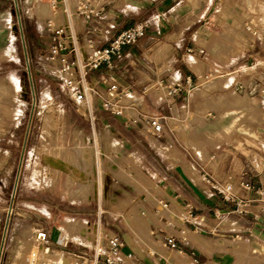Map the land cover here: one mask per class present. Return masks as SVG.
I'll return each instance as SVG.
<instances>
[{"label": "rangeland", "instance_id": "rangeland-1", "mask_svg": "<svg viewBox=\"0 0 264 264\" xmlns=\"http://www.w3.org/2000/svg\"><path fill=\"white\" fill-rule=\"evenodd\" d=\"M18 1V7L14 0L1 3L8 5L10 2L12 9H18L20 18L15 12L0 18V29L8 33V40L0 45V243L7 229L0 264H28L35 250L28 232L33 221L48 229L55 242L58 239L56 245L62 246V236L66 234L73 239L68 241L67 248L86 251L88 248L83 243L90 240L89 236L92 238L93 223L99 222L102 228L110 229L102 220L98 221L99 216L112 222L124 241L132 242L134 238L150 247L151 251H163V243L151 236L149 228L157 216L153 209L164 208L158 202V192L163 190L149 182L147 176L143 178L130 168L127 162L132 161V154H129L126 144L121 148L109 136L113 128L102 127L96 120L89 123L76 110L60 79L39 65V61H43L45 43L50 41L49 35L41 34L36 28V20L29 16L28 3L32 0ZM147 1L111 0L107 10H115L122 15L117 21L119 25L115 23L119 28L135 19L151 16L148 11L153 5ZM178 1L170 0V5H176ZM45 6L46 0H38L42 13L46 11ZM177 6L175 13L187 10L186 14L196 12L194 16L199 17L189 31L197 32L199 40L196 43L200 46L193 49L189 58L200 59L206 71L205 75L200 74V83L193 91L203 95L206 90H212L208 95L195 97L196 102H202L196 105L194 101L193 105L203 110L215 108L211 117L215 119L208 122H226L228 125L217 129L214 135L199 133L192 136L200 145L189 144L182 137L190 149L185 152L187 156L177 153L174 161H178L190 178L203 187L205 184L198 175L203 170L200 172L199 169L205 168L210 161L225 171L231 163L242 166V160L247 159L249 171L245 174L242 168L243 176L255 179L251 173L257 172L264 176V119L261 118L264 111L252 99L249 105L241 101V93L236 91L238 83L234 87L229 85L231 74L234 71L240 74V70L246 71L250 95L257 91L258 83L263 82L264 0H181ZM165 9L166 6L159 8ZM187 24L188 21L175 23V26L170 24L164 29L181 30ZM186 41L184 39V44H181L182 49L187 44L193 47L192 41L187 44ZM153 51L147 52V56L152 55L154 61H161L158 64L161 66L164 55L156 48ZM139 61L149 64L148 59L140 55ZM137 74L145 75L141 70ZM205 82L209 83L208 87ZM131 96L126 95L121 101H130ZM223 112L230 113L222 118ZM242 114L244 127H241ZM232 129L237 130L226 137ZM242 131L247 135L242 136ZM159 139L164 142L162 137ZM46 154L59 155L73 168L68 172L55 171L46 164ZM128 168L133 177L127 173ZM189 168L194 170L193 173ZM115 172L124 173L127 181L142 180L146 190H139L133 182L115 178ZM208 178L211 180L210 176ZM226 221L230 218L224 216L207 223L220 227L234 226ZM197 236L213 249L218 248L215 244L225 237L233 240L234 245L227 246L230 247L229 252L236 251L239 246L235 243L239 236L233 238L208 231ZM135 247L141 252L140 247ZM189 250H193L191 255L198 262L206 258L193 247L184 251ZM239 252L238 261L242 254ZM247 256L252 259L249 261L252 264H258L256 260L261 259L254 252L247 253Z\"/></svg>", "mask_w": 264, "mask_h": 264}, {"label": "crops", "instance_id": "crops-1", "mask_svg": "<svg viewBox=\"0 0 264 264\" xmlns=\"http://www.w3.org/2000/svg\"><path fill=\"white\" fill-rule=\"evenodd\" d=\"M4 1L0 0V18L7 15L10 16L13 12L16 13L18 18V9H12L10 2L8 5L1 4ZM158 2L160 3L158 4ZM147 3L153 5L148 11L149 15L157 12L163 15L161 21H159V30L155 27H150L147 29L146 35L141 37L136 43L125 45L123 52L127 53V57L134 64V67L127 66L129 67L127 69V67L120 66L115 70L118 83L121 86H128V95H132L131 100L122 102L124 103V112L122 114H116L107 109L100 108L96 113V123L98 125L101 123L102 127L107 125L113 128V130L109 131V136L113 137L116 135L121 138L122 145L117 140L115 142L121 148L126 144V149H129V154H132L130 155L132 161H129L130 163L127 162L131 166L130 168H134L143 178L147 176L149 182L154 183L163 190L162 192H158V195L160 196L159 198L168 201V207L162 208L161 210L153 209V212L157 216L155 217V222L149 224V228L151 227V236L163 243L162 238L165 232L175 233L180 237L178 248H181L182 252L166 246H164L163 251H151L152 249L150 247L142 245L134 238L132 242L124 241V250L133 252L135 264H163L166 261L172 264H192L193 259L196 258L191 255L194 254L193 250H189V253L184 251L191 247L206 256L205 259L200 260V262L197 260L194 264H252L249 262L252 259L247 256L249 252L257 253V256H260L261 259H257L256 262L258 264H264V213L260 216H254L251 213H237L233 203L224 200L220 194L216 192L211 193L200 184L194 182L185 172L182 165L173 159L179 152H181L182 156H187L185 152L190 148L183 139L189 144L198 145L199 142L193 139L192 136L199 133L205 136L214 135L217 129H224L228 125L226 122L224 124L222 122H208L215 119L211 118L213 116L212 111L215 108L203 110L200 106L196 107L202 101L196 102L194 98L208 95L212 91L206 90V93L203 95L196 94L193 91L194 87L200 83V74L205 75L206 68L204 70L200 59L196 57L189 58V54L185 51L186 47L189 46L187 44L189 41H192V49L194 50L200 46L199 43H196V40H199L197 32L189 31L191 26L199 20V17L194 16L195 11L194 14H186L187 10H183L178 14L175 13V7L177 8V5L181 4V0L176 5H170V0H149ZM162 6H166V9L159 10ZM107 12L113 17L112 20L114 23L119 25L117 21L122 15L115 10H107ZM165 12H168V14L166 15ZM185 17L189 18L184 20ZM135 20L124 26L130 25ZM185 21H188V24L181 28V30L169 31L164 29L167 25L171 24L175 26V23ZM124 26L118 28L115 25L112 32L115 33ZM184 39L187 40V45L182 49L181 44H184ZM6 40H8V33L0 29V45H3ZM154 48L160 50L161 55H164L161 66H158L161 61L156 62L152 55L147 56L146 54L147 52H155L153 51ZM139 55L143 57L145 55L148 58L149 64L144 65L141 63L139 61ZM261 65H264V61H262ZM140 70L145 73L143 77L137 74V71ZM234 72L231 74V79L234 82H238L236 86L241 85L243 88V93L239 95L241 101L243 103L246 102L248 105L253 101L264 111V91H259L261 83H258L257 91L250 95L248 91L249 81L245 74L246 71L240 70V74L236 71ZM188 76L190 79L187 81ZM201 79L203 82L204 77ZM261 79L264 82V75ZM174 84H178V90L173 94L168 93L167 90L169 87H173ZM204 85L208 87L209 83L205 82ZM124 97L126 96H122V98ZM194 101L196 105H193ZM143 112L156 113L161 117L164 128L159 136L147 132L144 122H140L143 121L140 118ZM228 113L230 112H223L220 117L225 118L228 116ZM134 117H139L138 121L132 122V118ZM261 118L264 119V113L261 114ZM244 120L245 117L243 116L241 127L245 126ZM231 122L233 121L231 120ZM89 123H92L91 120H89ZM235 130L237 129H232L225 136H230ZM241 134L242 136L243 134L247 135V132L242 131ZM160 137L166 143L160 140ZM247 142L249 141L247 140ZM244 143L247 144L246 142ZM194 150L196 152L197 148L195 147ZM137 163L139 166L136 165ZM112 165L115 167V164ZM247 165V159L242 160V166H236L231 163L228 169L225 170L226 173L221 170V166L218 167L214 161H210L206 164L205 168L199 169L200 172L201 170L203 171L202 173H198V175L201 181L202 177L207 175L210 176L213 182L228 179L236 181L243 176L242 168H244V173L248 174L249 168L246 167ZM130 168H128L129 171L127 170V173L130 172ZM138 168H140L141 172L143 171V174L138 171ZM189 171L193 173L194 170L189 168ZM133 176L131 175V177ZM114 177L123 179L126 182H133L130 179L127 181L125 179L127 176L124 173L115 172ZM133 184H136L137 188L141 191L146 190L145 185L140 179H136ZM247 195L250 197L255 196L253 192H249ZM186 203L192 206V214L197 217L198 225L194 223H182L179 219V212L182 211V206ZM161 215L172 220L174 223L172 225L166 224L159 218ZM224 216L230 218V221L226 222L234 226L220 227L207 223V221L211 222L212 219L218 220ZM98 221L110 226V229L116 230V226L109 220H104L98 216ZM159 228L161 230H158ZM202 231H208L212 234L231 235L233 238L239 236L235 240V243L239 244V246L236 251L229 252L230 247L227 248V246L234 245L233 240L222 237L223 239L217 241V244H215L218 248L215 247L213 249L210 244L203 242L197 236V234H202ZM188 232L191 233V236H189ZM182 237L185 239L183 240ZM56 242H58V239ZM135 246L140 247L141 252L136 250ZM237 252L242 253L240 261L237 260ZM155 253L158 255H155Z\"/></svg>", "mask_w": 264, "mask_h": 264}, {"label": "built area", "instance_id": "built-area-1", "mask_svg": "<svg viewBox=\"0 0 264 264\" xmlns=\"http://www.w3.org/2000/svg\"><path fill=\"white\" fill-rule=\"evenodd\" d=\"M110 2L111 0H46V11L43 13L39 10L38 0L28 3L29 16L36 20L37 30L41 34H48L50 39L45 43L43 61H39V65L60 79L61 86L73 100L76 110L92 123L100 108L116 114L124 112L121 98L128 95L129 89L128 86L118 83L115 70L120 66L134 67V64L127 57V53L123 52V47L136 43L146 35L150 27L159 30L162 15L159 12L154 13L113 33L115 23L107 12ZM18 3L15 0L17 7ZM185 51L191 54L193 49L187 46ZM144 57L148 59L145 55ZM189 79L188 76L186 80ZM236 83L238 82L231 79L229 85L234 87ZM177 90L178 84H174L167 92L173 94ZM259 91H264V82L260 84ZM138 118H132V122L138 121ZM140 118L143 119L140 122H144L147 132L156 136L162 133L164 124L158 114L143 112ZM113 139L122 145L121 138L112 137ZM136 165L139 166L138 163ZM251 176H255V179L242 176L236 181L228 179L218 183L203 176L202 181L205 182L204 188L207 191L216 192L224 200L233 203L237 213L260 216L264 213V176L260 172L251 173ZM249 192H253L256 197L247 195ZM158 202L162 207H168V201L163 198H159ZM159 218L166 224L174 223L163 215ZM179 219L182 223L199 224L197 217L192 214V206L188 203L182 206ZM6 231L5 228L0 243V260ZM92 231V238L83 243L88 250L79 251L67 248L68 241L73 239L66 234L62 236V246L56 245L48 229L33 221L28 232L35 250L28 264H135L133 252L124 250V240L118 231L104 229L99 222L93 223ZM162 240L164 246L182 252L178 248L180 237L175 233L165 232ZM196 261L194 258L192 264ZM163 264L172 263L166 261Z\"/></svg>", "mask_w": 264, "mask_h": 264}, {"label": "bare ground", "instance_id": "bare-ground-1", "mask_svg": "<svg viewBox=\"0 0 264 264\" xmlns=\"http://www.w3.org/2000/svg\"><path fill=\"white\" fill-rule=\"evenodd\" d=\"M236 91L239 93H243V88L241 85L236 86ZM45 161L46 164L54 169L55 171H59V172H68L71 168H73L71 166L70 163H68L67 160L63 159L62 157H60L59 155H55V154H46L45 156ZM75 173V172H74ZM89 238L91 239V236H89ZM35 247V246H34Z\"/></svg>", "mask_w": 264, "mask_h": 264}]
</instances>
